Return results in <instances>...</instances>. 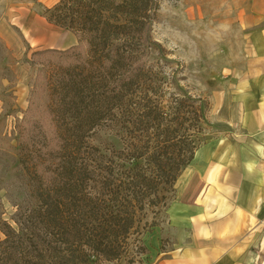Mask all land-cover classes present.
Listing matches in <instances>:
<instances>
[{
    "label": "trees",
    "instance_id": "1",
    "mask_svg": "<svg viewBox=\"0 0 264 264\" xmlns=\"http://www.w3.org/2000/svg\"><path fill=\"white\" fill-rule=\"evenodd\" d=\"M158 8V0H59L46 9L78 42L33 53L55 75L37 73L33 92L46 79V99L32 95L22 120L32 114L21 127L22 189L11 219L0 216V264L117 260L144 211L174 198L204 143L209 104L169 91L180 88L175 77L151 67ZM96 129L115 142L91 144Z\"/></svg>",
    "mask_w": 264,
    "mask_h": 264
},
{
    "label": "crops",
    "instance_id": "2",
    "mask_svg": "<svg viewBox=\"0 0 264 264\" xmlns=\"http://www.w3.org/2000/svg\"><path fill=\"white\" fill-rule=\"evenodd\" d=\"M22 1L15 20L35 50L78 42L45 15L54 0ZM222 1V15L238 18L239 54L206 118L229 131L204 142L179 178L169 214L176 243L158 264H264V0Z\"/></svg>",
    "mask_w": 264,
    "mask_h": 264
},
{
    "label": "rangeland",
    "instance_id": "3",
    "mask_svg": "<svg viewBox=\"0 0 264 264\" xmlns=\"http://www.w3.org/2000/svg\"><path fill=\"white\" fill-rule=\"evenodd\" d=\"M54 1L55 5L59 0ZM158 2L152 36L160 47L153 51L150 65L154 70L162 71L168 80L175 77L181 89L173 85L169 91L184 90L197 99L207 101L212 91H221L230 74L229 69L233 67L230 64L238 60L235 37L238 18L222 15L227 5L222 0ZM25 3L22 0H0V196H5L4 200H0V216L4 219L13 216L14 201L22 189V182L16 175L20 169L21 127L28 125L32 114H27L24 122L22 120L31 96L43 103L48 89H45L46 79L42 78L44 80H40L39 87L33 92L35 77L42 66L33 62V53L37 50L25 39L15 20L17 10L21 9L19 6ZM32 3L44 12L40 2ZM223 24L230 28H224ZM46 72L53 81L54 67L41 72L43 77H46ZM207 122L202 131L204 142L229 131L228 126L217 121L216 117H209ZM87 140L100 147L115 142L111 134L100 129L88 133ZM178 181L171 201L144 211L129 240L127 252L117 260H103L100 264H158L163 253L174 248L175 230L169 222V214L173 211L172 208L170 210L172 203L178 198ZM3 238L0 226V241Z\"/></svg>",
    "mask_w": 264,
    "mask_h": 264
}]
</instances>
